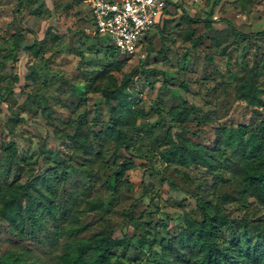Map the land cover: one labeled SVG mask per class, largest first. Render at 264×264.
Listing matches in <instances>:
<instances>
[{"label": "rangeland", "instance_id": "374dc122", "mask_svg": "<svg viewBox=\"0 0 264 264\" xmlns=\"http://www.w3.org/2000/svg\"><path fill=\"white\" fill-rule=\"evenodd\" d=\"M176 1L152 31L149 49L144 45L145 56L124 61L108 50L107 35L95 34L85 2L0 0V176L15 186L29 181L35 192L54 201L58 213L56 220L45 213L25 236L0 219V256L24 247L53 262L67 240L113 231L135 243L115 251L121 254L115 264H163L158 247L150 249L149 230L169 219V232L175 234L185 214L201 220L197 196L216 203L224 194L225 208L235 218L264 215L253 197H243L223 162L212 175L202 163L184 167L159 157L169 146L167 132L179 144L213 149L222 129L264 121V38L239 35L229 25L244 33L264 29V0ZM186 14L211 20V28L190 22ZM116 62L121 64L108 69ZM252 67L255 106L237 98V87ZM134 68L128 90L133 116H142L120 133L108 131L102 91L113 90L114 82L120 84ZM170 109L178 113L173 116ZM184 109L188 113L181 115ZM78 123L91 134L89 153L68 138ZM100 131L102 139L92 135ZM123 163L132 168L114 191L111 174ZM42 172L50 176V187ZM95 203L103 208L90 209ZM156 231L165 236L162 225ZM55 232L64 235L50 251L45 239ZM221 236L229 239L231 231Z\"/></svg>", "mask_w": 264, "mask_h": 264}, {"label": "trees", "instance_id": "16d2710c", "mask_svg": "<svg viewBox=\"0 0 264 264\" xmlns=\"http://www.w3.org/2000/svg\"><path fill=\"white\" fill-rule=\"evenodd\" d=\"M176 3L170 7H175ZM171 13V9L167 8L164 17L158 21L154 29L157 30L160 27V21ZM185 17L190 22L204 23L207 28H211L209 19L194 18L188 14ZM229 25L239 35L255 39L264 38V29L244 33L237 30L232 22H229ZM152 31L144 40L147 50ZM95 34L99 36L98 33L95 32ZM200 37L204 38V36ZM215 47H219V44H215ZM108 50L120 55L112 44L108 45ZM151 51L154 52V50ZM160 52H164V47ZM207 57L212 59L210 56ZM123 58L124 61L133 59ZM120 64L121 62H116L108 69L113 70ZM136 71L137 68H134L129 73H125L120 84L114 82L113 90L102 91L110 113V121L106 126L108 131L120 133L122 127L135 125L137 117L142 116V112L136 117L133 116V99L128 90V84ZM255 74V69L250 68L248 76L237 87V98L246 100L250 106L256 105L258 88ZM176 111L170 109L168 113L175 116L178 113ZM185 113H188L187 109L180 112L181 115ZM102 131L92 132V135L102 139ZM169 133L167 132L168 136L165 140V144L169 146L159 153L164 163L184 167L189 166L190 163H202L207 171L214 175L218 164L223 162L239 183L243 197H253L264 210V121L257 126L239 125L236 129H222L213 149L189 142L179 144ZM90 136L91 134L85 132L78 123L76 133L68 135V138L75 147L89 153L91 146L87 140ZM15 148V143H12L9 150L14 152ZM101 153L99 151L97 155ZM131 168L130 164L123 163L111 174L109 185L114 191L119 190L124 183V174ZM42 175L50 187L52 185L50 176L44 172ZM224 198H226L224 194H219L217 202L213 203L205 197L197 196L196 203L201 220L183 215L181 221L184 226L175 234L169 232V219H162L154 225L152 230H149V233L153 235L150 249L158 247L156 254L163 264H264V215L256 219L235 218L227 212L225 205L228 201H223ZM96 208L102 209L103 204L95 203L90 209ZM45 213L50 214L54 220L58 218L53 200L35 192L29 181L21 186H15L7 184L0 176V219L7 222L15 231L17 230V235L25 236L29 230H36L38 222L43 219ZM158 224L163 226L165 236L156 231ZM239 226L242 227L243 232L239 231ZM225 229L231 231L229 239L221 236V232ZM63 235V233L55 232L47 237L46 247L50 251L57 248ZM134 245L133 239L127 234L117 237L113 231H110L96 233L89 238L74 237L67 240L60 247L61 251L53 262L45 254L35 253L22 247L1 255L0 264H115L114 259L119 260L121 257L120 252L115 251H123Z\"/></svg>", "mask_w": 264, "mask_h": 264}, {"label": "built area", "instance_id": "2783aa9c", "mask_svg": "<svg viewBox=\"0 0 264 264\" xmlns=\"http://www.w3.org/2000/svg\"><path fill=\"white\" fill-rule=\"evenodd\" d=\"M87 3L95 32L123 57H144V40L176 0H78Z\"/></svg>", "mask_w": 264, "mask_h": 264}]
</instances>
